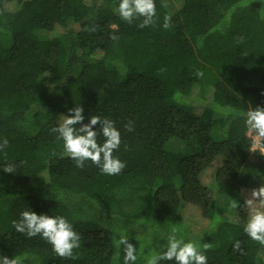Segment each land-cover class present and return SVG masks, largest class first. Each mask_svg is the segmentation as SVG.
<instances>
[{"label":"trees","instance_id":"16d2710c","mask_svg":"<svg viewBox=\"0 0 264 264\" xmlns=\"http://www.w3.org/2000/svg\"><path fill=\"white\" fill-rule=\"evenodd\" d=\"M118 3L0 0V256L124 264L126 236L146 264L176 229L201 251L211 244L207 264H264V245L243 230L249 190L264 185V148L252 151L245 125L264 107V0H155L145 28L121 20ZM79 106L84 123L114 122L120 174L65 154L52 129ZM219 188L234 200L220 202ZM26 210L67 219L81 238L75 259L18 232Z\"/></svg>","mask_w":264,"mask_h":264},{"label":"clouds","instance_id":"9594fccd","mask_svg":"<svg viewBox=\"0 0 264 264\" xmlns=\"http://www.w3.org/2000/svg\"><path fill=\"white\" fill-rule=\"evenodd\" d=\"M121 20L131 24L134 19L142 18L140 28H145L154 24L156 17L155 0H119L118 6L114 8ZM170 16L164 17V29L170 27ZM94 30V29H93ZM111 39L118 40L116 36ZM241 41L243 38H240ZM198 77L203 76V72L197 70ZM83 107H74L69 110L68 115H62V123L52 129L58 133V139L63 141V148L76 167L83 169L85 162L100 168L106 175H118L126 167L125 163L113 156L121 143L120 132L116 129L114 122L105 118L91 116L88 123H84ZM132 122L126 125L128 131L133 130ZM100 126V133L104 137V142H97V131L95 126ZM245 125L249 133L253 134L255 142L264 141V107L249 109L246 113ZM7 146L5 140L0 144V151ZM258 147L264 148V144L257 143ZM14 165H7L5 173H13ZM235 206V204L233 205ZM245 206L252 209L244 232L253 241L264 245V185L258 189H252L249 197L245 200ZM14 227L20 233L32 238L40 236L51 246L53 252L60 258L75 259L73 250L80 247V235L74 231L72 224L62 216L37 215L31 210L21 212L20 220L14 222ZM176 229L168 236L166 250L163 253H153L147 258L146 264H160L161 261H174L175 264H207V256L204 254L211 248V244H203V251L193 242H185L177 239ZM124 247V264H135L137 260L135 246L129 243L126 236H122L116 241V246ZM234 251H240L241 245L236 241L233 245ZM0 264H18L14 258L0 256Z\"/></svg>","mask_w":264,"mask_h":264},{"label":"rangeland","instance_id":"374dc122","mask_svg":"<svg viewBox=\"0 0 264 264\" xmlns=\"http://www.w3.org/2000/svg\"><path fill=\"white\" fill-rule=\"evenodd\" d=\"M251 137L253 138V135H251ZM257 143H258V142H255L254 139H253V147H252V151L258 148V146H256ZM175 147H176V145H175ZM171 148H174V143L172 144V147H171ZM208 174H209V171L206 173V177H208ZM258 188H259V187H257V188H254V187H253V188H251V189L249 190V192H251L252 189H258ZM233 198H234V197H233L232 195H230L228 192H227V193H221V188H219V200H220V202H223V201H225V200H234ZM262 210H264V209H262Z\"/></svg>","mask_w":264,"mask_h":264}]
</instances>
